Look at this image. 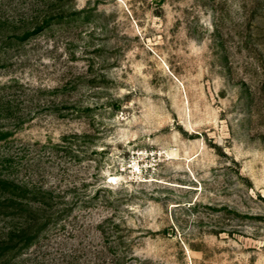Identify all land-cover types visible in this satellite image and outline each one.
I'll use <instances>...</instances> for the list:
<instances>
[{
    "label": "rangeland",
    "instance_id": "rangeland-1",
    "mask_svg": "<svg viewBox=\"0 0 264 264\" xmlns=\"http://www.w3.org/2000/svg\"><path fill=\"white\" fill-rule=\"evenodd\" d=\"M0 264H264V0H0Z\"/></svg>",
    "mask_w": 264,
    "mask_h": 264
}]
</instances>
